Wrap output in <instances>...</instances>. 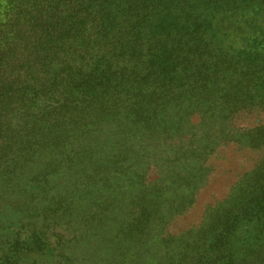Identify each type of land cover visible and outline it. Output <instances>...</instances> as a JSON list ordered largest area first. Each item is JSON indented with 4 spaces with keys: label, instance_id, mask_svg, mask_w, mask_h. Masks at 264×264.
Masks as SVG:
<instances>
[{
    "label": "rangeland",
    "instance_id": "rangeland-1",
    "mask_svg": "<svg viewBox=\"0 0 264 264\" xmlns=\"http://www.w3.org/2000/svg\"><path fill=\"white\" fill-rule=\"evenodd\" d=\"M208 42L192 64L155 59L130 77L115 53L118 89H99L87 108L62 90L56 100L72 108L60 127L26 136L25 118L0 129V264H168L251 201L264 163V16L235 14ZM12 49L8 85L47 46L31 41L29 62Z\"/></svg>",
    "mask_w": 264,
    "mask_h": 264
},
{
    "label": "trees",
    "instance_id": "trees-1",
    "mask_svg": "<svg viewBox=\"0 0 264 264\" xmlns=\"http://www.w3.org/2000/svg\"><path fill=\"white\" fill-rule=\"evenodd\" d=\"M164 2L0 0V71L6 62H15L7 54L14 55L12 46L20 51L15 58L20 62L30 61L27 46L34 39L47 46L44 54L33 59L24 71L19 70L9 85L3 81L7 72H0V129L21 127L25 118L30 125L24 128L26 136L56 124L60 127L72 108L56 100L55 95L60 96L62 90L80 99L87 108L99 89H118L109 76V58L115 53L126 60L121 70L124 74L130 70L129 77L143 74L140 69L155 59L169 67L192 64L196 57L209 53L208 41L226 20L235 14L264 16V0H181L163 5ZM118 16L120 24L132 25L119 30ZM109 40H114V46L108 52L102 51L103 46L110 45L106 43ZM98 45L100 48L93 51ZM23 46L27 52L21 49ZM255 65L252 64L254 72ZM120 75L121 82H128L129 77ZM253 179L254 188L259 190L250 192L251 201L239 213L226 212L211 225L207 222L198 239L183 242L180 252H172L168 264H264V163ZM244 219L251 220V225L245 224L242 235L239 229Z\"/></svg>",
    "mask_w": 264,
    "mask_h": 264
}]
</instances>
